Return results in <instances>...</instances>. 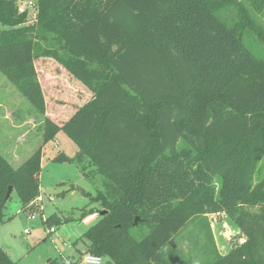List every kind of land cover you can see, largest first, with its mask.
Here are the masks:
<instances>
[{
  "label": "trees",
  "instance_id": "trees-1",
  "mask_svg": "<svg viewBox=\"0 0 264 264\" xmlns=\"http://www.w3.org/2000/svg\"><path fill=\"white\" fill-rule=\"evenodd\" d=\"M19 1L0 0V70L44 115L43 142L16 167L0 151V222L10 186L30 215L41 208L43 147L64 131L78 152L55 159L94 169L101 188L49 228L106 210L80 238L109 264H264V56L249 41L264 42V0L230 21L229 0H37L36 23ZM43 57L92 94L62 123L46 113ZM216 213L245 236L224 254ZM190 225L196 258L173 244ZM0 264H17L1 244Z\"/></svg>",
  "mask_w": 264,
  "mask_h": 264
},
{
  "label": "rangeland",
  "instance_id": "rangeland-1",
  "mask_svg": "<svg viewBox=\"0 0 264 264\" xmlns=\"http://www.w3.org/2000/svg\"><path fill=\"white\" fill-rule=\"evenodd\" d=\"M32 1L34 4L28 9V18L29 23H36L33 15L37 13V0ZM229 1L235 5L233 10L225 12L228 21L235 15L237 6L247 3L246 0ZM257 18L264 22L263 16ZM5 28L0 21V30ZM250 38L252 51L264 56V42L253 43ZM249 41L246 40L248 44ZM35 65L47 100L46 113L62 123L76 107L88 100L89 95L77 86L76 79L55 59L43 57L36 60ZM43 117L0 70V151L15 167L42 144L40 125ZM59 151L70 157L78 152V146L64 131H59L56 138L43 147L40 196L35 200V204H41V208L33 217L24 210L17 190L12 191L6 203L5 217L0 222V244L17 264H47L60 254L73 258L77 264H91L84 260L87 245L80 237L98 219V211L88 213L81 220L57 225V231L51 234L44 220L54 213L60 217H79L83 209L94 206L91 199L101 188L102 178L94 174V169H87L92 176L89 178L75 162L56 160ZM96 207L102 209L100 204H96ZM208 218L221 253L228 252L242 241L238 227L228 220L225 213L209 214ZM192 228L193 225H190L183 235L174 238L173 244L184 254L196 258V247L187 240ZM144 230L145 227L141 226L139 233H144ZM109 262V259L103 258L101 264Z\"/></svg>",
  "mask_w": 264,
  "mask_h": 264
},
{
  "label": "built area",
  "instance_id": "built-area-1",
  "mask_svg": "<svg viewBox=\"0 0 264 264\" xmlns=\"http://www.w3.org/2000/svg\"><path fill=\"white\" fill-rule=\"evenodd\" d=\"M32 4H34V2L32 0H20L19 1V10L20 11H24V10H28V9H31L32 7ZM25 7H24V6ZM36 11L38 13V7L36 6ZM37 13H34L33 15V20L37 19ZM31 217L34 216V214H31L30 215ZM27 231V229L25 230ZM56 231V227L53 226V227H50V231L49 233L51 234L52 232H55ZM84 260L88 263H91V264H101L103 258L101 256H98V255H94L92 253H89V252H86L85 255H84Z\"/></svg>",
  "mask_w": 264,
  "mask_h": 264
},
{
  "label": "crops",
  "instance_id": "crops-1",
  "mask_svg": "<svg viewBox=\"0 0 264 264\" xmlns=\"http://www.w3.org/2000/svg\"><path fill=\"white\" fill-rule=\"evenodd\" d=\"M76 82V84H77V86L80 88V89H82V91L84 92V93H86L87 95H89V98H88V100L90 99V97H91V92L81 83V82H79L78 80H75ZM87 100H85L83 103H85ZM82 103V104H83ZM82 104H80V105H82ZM79 105V106H80ZM94 223V222H93ZM26 230V229H25ZM238 231H239V229H238ZM242 241L241 242H243L244 240H245V236L242 234Z\"/></svg>",
  "mask_w": 264,
  "mask_h": 264
},
{
  "label": "water",
  "instance_id": "water-1",
  "mask_svg": "<svg viewBox=\"0 0 264 264\" xmlns=\"http://www.w3.org/2000/svg\"><path fill=\"white\" fill-rule=\"evenodd\" d=\"M12 190H13V188H12V186H10L9 189H8V192L6 194V198H8L11 195ZM105 213H106V210H102L101 212H99V214H101V215H103ZM138 221H139V217L137 216L136 219H135V223H138Z\"/></svg>",
  "mask_w": 264,
  "mask_h": 264
}]
</instances>
